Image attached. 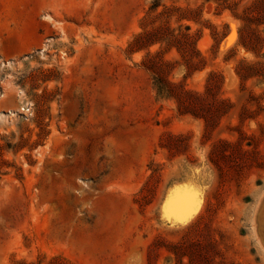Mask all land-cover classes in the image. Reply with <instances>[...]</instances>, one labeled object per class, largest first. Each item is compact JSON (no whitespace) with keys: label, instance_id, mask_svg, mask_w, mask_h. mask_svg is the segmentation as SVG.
Returning <instances> with one entry per match:
<instances>
[{"label":"rangeland","instance_id":"obj_1","mask_svg":"<svg viewBox=\"0 0 264 264\" xmlns=\"http://www.w3.org/2000/svg\"><path fill=\"white\" fill-rule=\"evenodd\" d=\"M262 201L264 0H0V264H264Z\"/></svg>","mask_w":264,"mask_h":264},{"label":"trees","instance_id":"obj_2","mask_svg":"<svg viewBox=\"0 0 264 264\" xmlns=\"http://www.w3.org/2000/svg\"><path fill=\"white\" fill-rule=\"evenodd\" d=\"M146 36V35H145ZM143 37L142 36H139L137 39H136V41L138 42V40H141ZM135 41V42H136ZM161 80L160 79H156L155 80V84H156V87H157V91L159 92V93H164V92H169L170 93V91L169 90H167V91H165L164 90V88L162 87V85H161ZM189 100V99H188ZM179 101H180V103L182 104V105H184L185 103H187V105H192V103L191 102H187V100H184V99H182V98H180L179 99Z\"/></svg>","mask_w":264,"mask_h":264},{"label":"bare ground","instance_id":"obj_3","mask_svg":"<svg viewBox=\"0 0 264 264\" xmlns=\"http://www.w3.org/2000/svg\"><path fill=\"white\" fill-rule=\"evenodd\" d=\"M192 198H193V196H192ZM192 201H194V198L192 199ZM264 201H262V204L261 205H263L264 203H263ZM188 206V205H187ZM186 206V207H187ZM199 206H200V204H199ZM199 206H198V208L196 207V211L192 214V215H190L186 220H188L189 218H191L196 212H197V210L199 209ZM188 208V207H187ZM189 210H190V207H189ZM188 210V211H189ZM188 211H185L181 216H177L178 218L179 217H182V216H185L187 213H188ZM259 216H260V214H259ZM264 224V223H263ZM5 246H3V245H1L0 244V257H2L3 256V254H4V250H5Z\"/></svg>","mask_w":264,"mask_h":264},{"label":"water","instance_id":"obj_4","mask_svg":"<svg viewBox=\"0 0 264 264\" xmlns=\"http://www.w3.org/2000/svg\"><path fill=\"white\" fill-rule=\"evenodd\" d=\"M261 211H262V212H261L262 216H264V204H263V208H262Z\"/></svg>","mask_w":264,"mask_h":264}]
</instances>
